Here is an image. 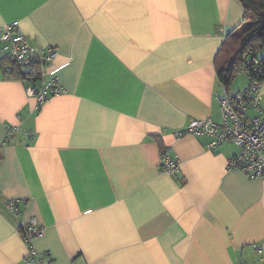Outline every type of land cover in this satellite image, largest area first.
Masks as SVG:
<instances>
[{
    "label": "crops",
    "instance_id": "crops-1",
    "mask_svg": "<svg viewBox=\"0 0 264 264\" xmlns=\"http://www.w3.org/2000/svg\"><path fill=\"white\" fill-rule=\"evenodd\" d=\"M243 15L240 0H0V26L56 49L46 78L65 89L39 104L0 43V264H258L264 176L228 167L233 143L173 133L221 118L216 56Z\"/></svg>",
    "mask_w": 264,
    "mask_h": 264
},
{
    "label": "built area",
    "instance_id": "built-area-1",
    "mask_svg": "<svg viewBox=\"0 0 264 264\" xmlns=\"http://www.w3.org/2000/svg\"><path fill=\"white\" fill-rule=\"evenodd\" d=\"M0 43L1 52L8 59L5 65L7 73L12 72L15 66L23 70H37L40 73V79L36 84L34 76H31V79L23 78L28 81L27 94L35 96L39 104L65 91L58 77L46 78L45 67L54 60L57 55L56 49L49 47L45 50L30 43L17 20L0 26ZM218 99L221 112L219 120L191 117L184 127L173 130L174 135L176 137L186 134L207 135L211 138L208 144L210 149L233 143L239 148V153L229 158L228 167L232 170L240 169L252 178L263 177L264 109L261 105V81L248 74V85L245 89L231 90L222 85ZM252 111L255 114H252ZM179 165L171 149L169 147L164 149L161 158L162 170L174 175L179 172ZM17 203L18 201L14 199L5 201L6 207L12 211L17 209ZM24 228L22 236L30 247L31 257L36 259L39 251L33 246V241L44 233V228L36 217H31ZM256 248L261 254L258 264H264V242L257 244ZM45 264H52V261L46 260Z\"/></svg>",
    "mask_w": 264,
    "mask_h": 264
},
{
    "label": "trees",
    "instance_id": "trees-1",
    "mask_svg": "<svg viewBox=\"0 0 264 264\" xmlns=\"http://www.w3.org/2000/svg\"><path fill=\"white\" fill-rule=\"evenodd\" d=\"M240 1L244 7L242 22L237 27V32V29H234L226 35L216 56L217 73L222 85L227 89H230L242 69L260 81L264 79V0ZM9 75L20 79H31V76H34V84L40 79L37 70H23L18 66H15Z\"/></svg>",
    "mask_w": 264,
    "mask_h": 264
},
{
    "label": "rangeland",
    "instance_id": "rangeland-1",
    "mask_svg": "<svg viewBox=\"0 0 264 264\" xmlns=\"http://www.w3.org/2000/svg\"><path fill=\"white\" fill-rule=\"evenodd\" d=\"M240 69H242V67H240ZM242 70L243 71H241L238 75H236V81L238 84H241L243 81H246V73L244 72V69H242ZM243 89H245V88H243Z\"/></svg>",
    "mask_w": 264,
    "mask_h": 264
}]
</instances>
